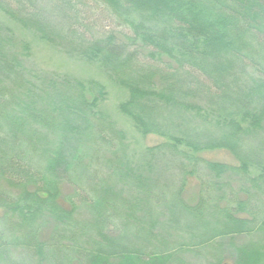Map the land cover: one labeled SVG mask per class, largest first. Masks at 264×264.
Segmentation results:
<instances>
[{
  "label": "trees",
  "instance_id": "trees-1",
  "mask_svg": "<svg viewBox=\"0 0 264 264\" xmlns=\"http://www.w3.org/2000/svg\"><path fill=\"white\" fill-rule=\"evenodd\" d=\"M57 2L58 23L44 0L0 9L104 65L165 172L131 166L101 84L37 77L0 28V264H264L243 242L264 234V0ZM220 149L238 164L202 154Z\"/></svg>",
  "mask_w": 264,
  "mask_h": 264
},
{
  "label": "rangeland",
  "instance_id": "rangeland-1",
  "mask_svg": "<svg viewBox=\"0 0 264 264\" xmlns=\"http://www.w3.org/2000/svg\"><path fill=\"white\" fill-rule=\"evenodd\" d=\"M57 1L44 0L45 15L54 23L64 20L69 15L68 8L61 6ZM97 18L98 12H96L94 19ZM102 21L100 20V22ZM104 24L105 20L96 28L98 32L103 31ZM114 24L111 25L112 29L118 27ZM0 28L4 34L13 37L14 45L11 49L22 53L23 45L28 47L30 55L27 59V66L35 72L34 75L36 74L37 77L67 79L85 84L90 82L101 84L105 89L106 96L99 103L97 110L113 123L118 130L125 133L131 166H135L136 169H144L150 161L153 171L163 175L165 172L163 168L167 161H160L157 154L152 156L149 148L159 145L165 139L156 134H143L134 121L120 110V105L129 99V92L116 82L112 73L104 65L100 62H89L79 56L78 53L70 51L69 47L42 38L41 34L34 28L24 25L2 9H0ZM117 29L121 30V28ZM10 52H13V50H10ZM33 82L36 85H41L39 79H35ZM202 154L205 158L217 162L238 164L235 157L226 150H210ZM251 173L258 175L261 171L257 168H251ZM61 190L63 194L68 192L66 184H61ZM184 196L192 204L197 202L199 198V181L194 176L188 178ZM2 214L3 211L0 210V215ZM48 233L49 229H46L42 232V235L46 237ZM248 241L264 244V234L253 235L247 237L245 241L243 240L245 243ZM243 242L238 241L237 243L242 244Z\"/></svg>",
  "mask_w": 264,
  "mask_h": 264
}]
</instances>
